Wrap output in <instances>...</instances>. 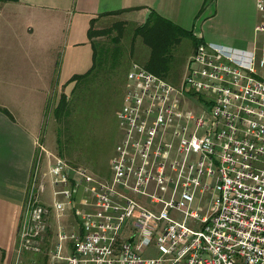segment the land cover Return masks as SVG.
Wrapping results in <instances>:
<instances>
[{
	"label": "built area",
	"instance_id": "obj_1",
	"mask_svg": "<svg viewBox=\"0 0 264 264\" xmlns=\"http://www.w3.org/2000/svg\"><path fill=\"white\" fill-rule=\"evenodd\" d=\"M256 7L257 37L264 35V0ZM259 39L249 48L199 40L178 82L132 63L116 112L121 139L111 180L55 155L48 169L53 204L40 201L45 184L35 173L18 253H39L51 211L73 209L71 249L63 253L68 235L59 227L50 264H264ZM76 176L91 198L85 208L75 203Z\"/></svg>",
	"mask_w": 264,
	"mask_h": 264
},
{
	"label": "crops",
	"instance_id": "obj_2",
	"mask_svg": "<svg viewBox=\"0 0 264 264\" xmlns=\"http://www.w3.org/2000/svg\"><path fill=\"white\" fill-rule=\"evenodd\" d=\"M152 11L192 31L198 40L249 48L260 35L258 33L256 37L255 32V27L262 21L256 0H1L0 42L5 47L7 40H12L22 50H26L27 43L32 42L38 48L36 50H40L44 47V39L50 42L58 33L61 36L58 39L61 42L59 62L52 66L59 67L57 81L65 84L74 74L84 73L92 66V38L88 35L92 20L120 15L139 21ZM39 76L45 83L41 74ZM39 110L35 109V117L25 127L29 136L18 142V135L11 133L15 117L11 113L12 119L6 117L0 109V145L6 150L4 157L0 156V173L4 174L3 178L0 177V264H12L15 255L20 257L26 253H18V229L32 178L36 173V181L44 180V173L48 172L53 157L58 155L38 139L37 130L42 124L41 114L37 116ZM12 145L19 147L17 153H11ZM44 162L46 169L43 171ZM74 180L76 206L81 203L88 206L87 201L91 202V198L80 177L76 176ZM48 184L53 197L54 186L50 177ZM149 189H153V184ZM43 204L50 206L49 203ZM85 205L81 207L85 208ZM59 227L70 232L77 229L73 209L60 214L51 211L46 236L51 240L52 247L57 242ZM55 237L56 241H53ZM67 244L66 253L71 249L70 242ZM45 261L50 263V252Z\"/></svg>",
	"mask_w": 264,
	"mask_h": 264
},
{
	"label": "rangeland",
	"instance_id": "obj_3",
	"mask_svg": "<svg viewBox=\"0 0 264 264\" xmlns=\"http://www.w3.org/2000/svg\"><path fill=\"white\" fill-rule=\"evenodd\" d=\"M145 21L144 19L139 21L126 19L120 15L100 17L90 25L93 31L92 41L96 45H101L110 42L112 37L117 38L118 40H115L116 44L120 45L123 55L128 59V69L132 63L142 66L141 56L147 55L149 48L141 42L140 38L134 37L132 31L138 24ZM116 23L120 24L116 25ZM53 37L50 42L44 39V47L40 50H36L38 48L32 42L27 43L28 48L26 50L18 49V44L12 40H7L5 47H2L0 42V109L3 110L2 112L6 117L9 118L10 113L15 117V122L12 121L14 128L11 129V133L18 135V142H20V139L23 140L29 136L28 131L25 129L27 122L35 117V109H40L37 116L41 114L42 124L39 125L37 130L38 139L48 150L58 153L56 143L58 122L53 111L60 104L63 94L67 97L70 96L74 81L70 84L68 82L60 84L57 81L59 67L57 65L52 66V64L59 62L58 55L61 42L58 39H61V36L56 33ZM259 38L256 48L258 53L263 56L264 35H259ZM182 42L185 49L177 50V55L181 57L180 72L173 82H178L182 78L185 63L194 50L190 38H184ZM40 74L45 83L42 82ZM122 81L120 80L113 85L107 83L108 86L103 84L102 88L107 89L99 90L98 98L95 97L92 105L88 102L83 103L84 106L93 108L86 112V115H88L86 117L88 121L85 123L88 126L86 135L90 137L86 136L85 140H82L90 150L78 153L72 152V154L64 153L63 156H60L72 164L88 169V171H91L90 173L99 179L111 180L113 176L111 160L116 154L115 146L121 139V129L116 112L122 103L125 88V80L124 83ZM42 85H44V88H42ZM95 85L98 86L97 83ZM16 149H19V147L12 145L11 153L16 152ZM5 154L6 150L0 145V156L4 157ZM45 169L46 163L44 162L42 170ZM44 174L43 181H45L46 189L41 196V202L49 203L52 206L53 197L48 184L50 176L48 172ZM3 176L4 174L0 173V177L3 178ZM169 214L174 218L183 219L181 212L179 214L177 211L170 210ZM63 223H65V220H63ZM192 223L191 219L187 220L188 225L192 226ZM68 230H65L68 238L63 240V253L68 251L66 248L68 246L67 242H70V247L72 243L69 238L70 231ZM53 241H56V237ZM51 247V240L47 235L42 242L39 253L26 252L20 257L15 255L12 264H50L45 261V257L49 255Z\"/></svg>",
	"mask_w": 264,
	"mask_h": 264
},
{
	"label": "trees",
	"instance_id": "obj_4",
	"mask_svg": "<svg viewBox=\"0 0 264 264\" xmlns=\"http://www.w3.org/2000/svg\"><path fill=\"white\" fill-rule=\"evenodd\" d=\"M94 21L95 19L91 21V25ZM118 24L120 23H116V25ZM132 33L149 48L148 54L141 56L142 66L171 82L177 79L180 72L181 57L177 55V50L185 49L182 40L190 38L193 47L199 41L192 31L178 26L155 11L149 14L145 22L138 24ZM88 35L90 38L93 37L91 27L88 30ZM115 40L118 39L112 37L110 40L112 44L106 42L101 45H96L92 41V66L84 73L74 74L67 81H74L70 96L67 97L63 94L60 104L53 111L58 122L56 143L59 156H63L64 153L72 154V152L90 150L82 140L89 136L86 135L88 127L85 125L88 121L86 112L93 108L84 106L83 103L88 102L92 105L95 97L98 98L99 90L107 89L102 88L103 84L113 85L120 80H123L124 83L128 59L123 55L122 48L116 44ZM67 162L70 163V161Z\"/></svg>",
	"mask_w": 264,
	"mask_h": 264
},
{
	"label": "water",
	"instance_id": "obj_5",
	"mask_svg": "<svg viewBox=\"0 0 264 264\" xmlns=\"http://www.w3.org/2000/svg\"><path fill=\"white\" fill-rule=\"evenodd\" d=\"M149 16V12H147V14L145 15L144 21L148 18Z\"/></svg>",
	"mask_w": 264,
	"mask_h": 264
}]
</instances>
